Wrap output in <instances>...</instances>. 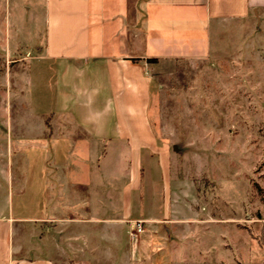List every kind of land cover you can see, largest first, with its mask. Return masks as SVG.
<instances>
[{
  "label": "rangeland",
  "instance_id": "obj_1",
  "mask_svg": "<svg viewBox=\"0 0 264 264\" xmlns=\"http://www.w3.org/2000/svg\"><path fill=\"white\" fill-rule=\"evenodd\" d=\"M46 4L0 0V213L17 218L34 211L30 186L40 157L23 148L28 168L16 162L19 124L36 119L27 104L25 71L16 73L4 51L7 43L11 52H28L25 63L35 66L32 59L45 45ZM210 22L207 58L163 62L150 71L148 118L157 145L170 154L171 189L168 200L167 180L155 162L142 174L138 210L144 219L169 221L143 223L136 239L129 237L130 223H92L121 217L120 187L127 181L124 154L97 145L85 200L46 213L84 220L64 226L77 237L72 249L60 244L65 264H264V8ZM26 129L30 134L34 127ZM106 193L113 196L110 207L100 206ZM53 244L44 241L46 248Z\"/></svg>",
  "mask_w": 264,
  "mask_h": 264
},
{
  "label": "crops",
  "instance_id": "obj_2",
  "mask_svg": "<svg viewBox=\"0 0 264 264\" xmlns=\"http://www.w3.org/2000/svg\"><path fill=\"white\" fill-rule=\"evenodd\" d=\"M258 8H264V0H47L45 45L32 59L35 66L25 63L28 52H11L5 44V58L16 73L25 71L27 104L36 119L29 126L19 124L16 162L22 170L28 168L23 148L35 149L40 166L30 186L31 215L0 213V264H65L60 244L72 249L77 237L64 226L84 220L46 213L49 207L58 211L85 200L82 193L89 190L90 157L97 145L105 149L109 144L108 150L124 154L121 171L127 181L120 187L121 217L92 223L119 227L131 221H169L144 219L138 210L142 174L155 162L167 180L168 200L171 189L170 154L157 145L148 118L150 71L163 62L207 58L212 19H238ZM46 97L48 105H43ZM27 127L34 130L28 134ZM103 199L100 206L110 207L112 194ZM17 221L28 226L18 228ZM48 239L54 240L53 247L44 245Z\"/></svg>",
  "mask_w": 264,
  "mask_h": 264
},
{
  "label": "built area",
  "instance_id": "obj_3",
  "mask_svg": "<svg viewBox=\"0 0 264 264\" xmlns=\"http://www.w3.org/2000/svg\"><path fill=\"white\" fill-rule=\"evenodd\" d=\"M131 231L129 233V237L131 239H136L138 236L142 234L143 231V222L142 221H131Z\"/></svg>",
  "mask_w": 264,
  "mask_h": 264
}]
</instances>
